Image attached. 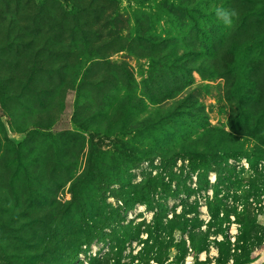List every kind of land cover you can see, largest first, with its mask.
Here are the masks:
<instances>
[{"label": "rangeland", "instance_id": "obj_1", "mask_svg": "<svg viewBox=\"0 0 264 264\" xmlns=\"http://www.w3.org/2000/svg\"><path fill=\"white\" fill-rule=\"evenodd\" d=\"M211 1L208 11L216 6ZM159 3L175 6L173 0H0V264H17L21 256L31 254L33 246L42 250L50 242L54 235L47 228L49 218L78 212L72 193L76 183L86 182L80 188L83 211L96 215L99 208L122 205L111 198V174L120 176L119 169L123 170L125 162L116 156L123 144L153 150L159 168L154 169L155 175L161 171L160 152L184 144L179 129L187 134L196 131L191 112L205 113V124L231 131L241 96L237 67L207 62L210 47L197 37L196 30L191 32L194 22L190 17L179 11L175 17L165 15L169 9L160 12ZM262 17L248 20L245 31L256 36L252 37L258 40L254 50L261 56L254 77L258 87L250 95H262L263 101ZM198 20L201 27L209 28L201 16ZM241 23L238 19L231 26L236 29ZM139 32L169 40L168 45L151 50L139 39ZM186 34L184 43L181 39ZM175 46L183 65L193 52L203 55L193 56L189 69L176 68L181 66L169 55ZM163 56L170 62H162ZM182 101L186 102L184 111L174 113ZM165 110L173 111L172 120L158 125L157 112ZM261 124L255 138L244 137L246 144H264ZM182 163L178 161L176 173ZM233 165L264 188V161L253 168L247 159ZM149 172L147 162L132 170L133 184ZM100 177L109 181L101 195L91 183ZM172 182L175 188L179 180ZM245 189L232 187L223 193L228 209L241 208ZM253 200L251 207L259 213L264 194L261 202ZM178 202L171 199L169 206ZM202 212L208 220L205 207ZM152 218L153 213L138 205L126 223ZM258 220L264 224V215ZM64 232L62 228L58 236ZM230 233H237L236 225ZM142 247L135 242L126 253L133 250L137 255ZM105 252L107 246L99 242L81 259ZM211 255L217 256V251L212 249ZM49 256L39 257L38 264L47 262ZM206 257L202 254L201 259ZM254 257L257 261L252 264H263L264 247ZM186 264H193L192 257Z\"/></svg>", "mask_w": 264, "mask_h": 264}, {"label": "trees", "instance_id": "obj_2", "mask_svg": "<svg viewBox=\"0 0 264 264\" xmlns=\"http://www.w3.org/2000/svg\"><path fill=\"white\" fill-rule=\"evenodd\" d=\"M209 1L173 0V8H168L165 3H159L157 7L160 12L169 9V14L165 15L171 17H175L178 11L190 17L194 22L191 32L196 30L197 37L200 36L201 41L208 43L210 47V59H206L207 62L211 60L213 65L223 68L237 67V85L241 96L239 111L233 113L236 122L231 126V131L205 124V113L201 115L197 111L191 112L195 115L193 127L196 131L187 134L185 130L179 129L184 144H176L175 148L160 152L161 171L155 175L152 174L154 169L159 168L154 164L157 154L153 150L142 151L123 144V150L118 153L122 157L116 155L125 162L123 170L119 169L120 176L111 174V198L122 205L116 208H99L96 215L83 211L80 188L86 182L76 183L72 193L78 201V212L60 217L52 215L47 223V228L52 231L51 235H54L50 242L45 243L42 250L33 246L31 254L21 256L22 259L17 264H38L39 257L45 258L46 254L52 256L43 264H186L189 257H192L193 264H252L257 261L254 254L264 247V224L258 220V217L264 215V206H260V212L255 213L250 199L261 202L260 196L264 194V188H260L256 180L238 172L233 162L240 163L247 159L253 168L259 161H264V144H246L244 138H255V132L264 123L262 95L258 98L250 95L252 89L258 87V81L254 78L258 75L261 60V56L254 50V41L258 40L252 38L256 36H251L248 29L245 31L248 20L264 15V0H227L221 5V0H213L216 2L214 9L223 6L238 12L232 24H236L238 19L242 23L236 29L235 26L224 25L216 17L214 9L208 11L211 8ZM142 5L144 7L145 2ZM200 16L209 28L199 25ZM234 30L236 33H232ZM187 38L188 34L181 41L187 43ZM139 39L150 45L151 50L156 46L168 45L169 42L166 39L157 40L145 33L140 34ZM169 55L175 59V65L181 66L176 68H188L193 56L200 57L203 52L196 51L188 55L184 65L181 64L176 46L170 50ZM161 58L162 62H170L165 56ZM157 59L152 57L151 60L156 63ZM185 106L186 102L182 101L175 107L174 113L184 111ZM157 114L159 117L156 123L166 124L172 120L173 111H158ZM256 118L257 124H254ZM194 134L198 137L193 138ZM178 161L183 162L178 169L180 173L174 171ZM145 162L150 163L151 172L144 175L140 183L133 184L131 171ZM212 175L215 176L213 182ZM174 178L179 180L175 188L172 182ZM93 181L95 182L91 183L100 195L107 191L109 181L106 177ZM115 184L119 186L118 189L112 188ZM232 187H247L244 191L245 202L240 209H228L224 202L223 193L229 192ZM171 199L179 202L170 207ZM74 204L76 202L72 205ZM138 205L145 206L146 211L153 213L152 220L136 222L132 219L126 223L129 212ZM202 207L207 209L208 220L203 218ZM232 225L237 227L235 235L230 233ZM62 228L65 232L59 237ZM144 235L147 236L146 239ZM99 242L105 243L107 252L102 256L87 255V261H83L81 256ZM135 242L143 247L137 255L133 250L127 254V250ZM212 249L217 251V256L211 255ZM202 254H206V259H201Z\"/></svg>", "mask_w": 264, "mask_h": 264}, {"label": "clouds", "instance_id": "obj_3", "mask_svg": "<svg viewBox=\"0 0 264 264\" xmlns=\"http://www.w3.org/2000/svg\"><path fill=\"white\" fill-rule=\"evenodd\" d=\"M216 17L223 22L226 26H231L238 12L235 9H228L223 6H217L214 9Z\"/></svg>", "mask_w": 264, "mask_h": 264}]
</instances>
